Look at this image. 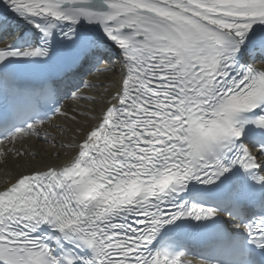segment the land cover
Here are the masks:
<instances>
[{"label": "snow or ice", "instance_id": "6c2138e0", "mask_svg": "<svg viewBox=\"0 0 264 264\" xmlns=\"http://www.w3.org/2000/svg\"><path fill=\"white\" fill-rule=\"evenodd\" d=\"M0 166V264H264V0H0Z\"/></svg>", "mask_w": 264, "mask_h": 264}, {"label": "bare ground", "instance_id": "6f19581e", "mask_svg": "<svg viewBox=\"0 0 264 264\" xmlns=\"http://www.w3.org/2000/svg\"><path fill=\"white\" fill-rule=\"evenodd\" d=\"M104 76H100L99 78H95L92 81L93 82H99L100 80H103ZM50 131L53 132V134H57L56 129H49ZM19 147V145H17ZM25 147L31 148L33 151H36L41 154L40 158L41 159H47V156L44 154L45 151L48 149V145L44 144L42 141H37L35 139L31 140L28 142V144ZM15 163L14 159L12 157H9L8 159V164L7 167L9 169L12 168V165ZM0 179H4V171H3V166H0Z\"/></svg>", "mask_w": 264, "mask_h": 264}]
</instances>
